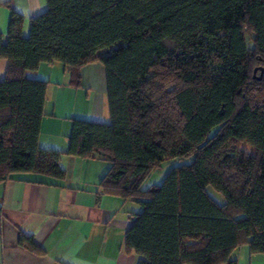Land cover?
<instances>
[{"label": "trees", "instance_id": "obj_1", "mask_svg": "<svg viewBox=\"0 0 264 264\" xmlns=\"http://www.w3.org/2000/svg\"><path fill=\"white\" fill-rule=\"evenodd\" d=\"M45 1L28 38L11 10L0 39V182L63 180L61 156L98 157L101 193L139 206L123 244L137 264H224L241 245L264 255V0ZM54 63L76 86L85 65L105 74L109 122L72 120L64 152L38 144L47 81L28 76ZM18 244L43 253L23 233Z\"/></svg>", "mask_w": 264, "mask_h": 264}, {"label": "crops", "instance_id": "obj_2", "mask_svg": "<svg viewBox=\"0 0 264 264\" xmlns=\"http://www.w3.org/2000/svg\"><path fill=\"white\" fill-rule=\"evenodd\" d=\"M46 8L45 0H0V39H6L11 10L22 17L21 36L28 38L30 19ZM6 67L0 59V81ZM79 73L77 86L58 63L28 73L47 81L38 140L43 149L66 151L74 119L109 122L103 67L88 64ZM59 166L63 180L17 175L0 182V264H137L139 257L123 244L129 216L140 209L132 200L101 193L109 163L63 155ZM20 233L32 237L43 253L19 245ZM229 261L224 264H264V255L241 245Z\"/></svg>", "mask_w": 264, "mask_h": 264}, {"label": "rangeland", "instance_id": "obj_3", "mask_svg": "<svg viewBox=\"0 0 264 264\" xmlns=\"http://www.w3.org/2000/svg\"><path fill=\"white\" fill-rule=\"evenodd\" d=\"M58 65H60V64L58 63ZM259 73H260V71H256L254 73L255 77H259ZM238 147H240L241 149H244V150H249L248 149L249 147L244 145V144H239ZM192 161H193V156H189V157H186L183 159H166V160H164L160 164L159 167H157L151 171L150 175L144 181L143 188H146V187L151 186V185H160L162 183L164 177L166 176V174L169 172V170L172 167L180 166V165H187V164H190ZM210 191H211L212 196L219 197L218 194L216 192H214V190L213 191L210 190Z\"/></svg>", "mask_w": 264, "mask_h": 264}, {"label": "water", "instance_id": "obj_4", "mask_svg": "<svg viewBox=\"0 0 264 264\" xmlns=\"http://www.w3.org/2000/svg\"><path fill=\"white\" fill-rule=\"evenodd\" d=\"M255 72V71H254ZM257 79H260V77H258Z\"/></svg>", "mask_w": 264, "mask_h": 264}]
</instances>
